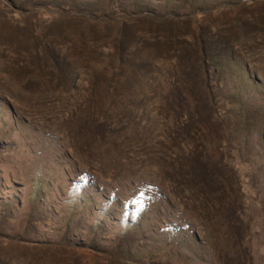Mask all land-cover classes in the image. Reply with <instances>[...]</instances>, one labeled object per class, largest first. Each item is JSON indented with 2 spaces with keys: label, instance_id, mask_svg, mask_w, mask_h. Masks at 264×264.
<instances>
[{
  "label": "rangeland",
  "instance_id": "rangeland-1",
  "mask_svg": "<svg viewBox=\"0 0 264 264\" xmlns=\"http://www.w3.org/2000/svg\"><path fill=\"white\" fill-rule=\"evenodd\" d=\"M246 241L264 264V0H0V264Z\"/></svg>",
  "mask_w": 264,
  "mask_h": 264
},
{
  "label": "trees",
  "instance_id": "trees-1",
  "mask_svg": "<svg viewBox=\"0 0 264 264\" xmlns=\"http://www.w3.org/2000/svg\"><path fill=\"white\" fill-rule=\"evenodd\" d=\"M216 114L214 113V116H215ZM225 142H226V138H222V144H225ZM230 166V165H229ZM231 167V166H230ZM230 172H232V174L234 175V176H237V170H235V169H233L232 167H231V170H230ZM245 244H246V247L248 248V250L250 251V255H251V258H252V264H253V257H252V253H251V247H250V245L247 243V241L245 242Z\"/></svg>",
  "mask_w": 264,
  "mask_h": 264
}]
</instances>
